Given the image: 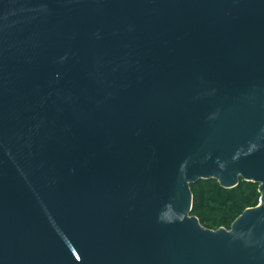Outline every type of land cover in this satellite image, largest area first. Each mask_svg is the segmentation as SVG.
Here are the masks:
<instances>
[{"label": "water", "instance_id": "water-1", "mask_svg": "<svg viewBox=\"0 0 264 264\" xmlns=\"http://www.w3.org/2000/svg\"><path fill=\"white\" fill-rule=\"evenodd\" d=\"M0 264H264V0H0Z\"/></svg>", "mask_w": 264, "mask_h": 264}, {"label": "trees", "instance_id": "trees-1", "mask_svg": "<svg viewBox=\"0 0 264 264\" xmlns=\"http://www.w3.org/2000/svg\"><path fill=\"white\" fill-rule=\"evenodd\" d=\"M192 209L199 221L208 227H229L246 207L259 200L258 183L240 178L232 187H224L214 178L199 179L190 184Z\"/></svg>", "mask_w": 264, "mask_h": 264}]
</instances>
